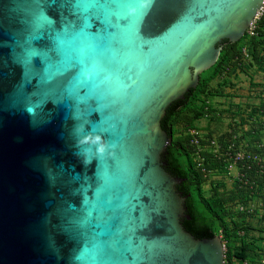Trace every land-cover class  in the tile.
<instances>
[{
  "label": "water",
  "instance_id": "95a60500",
  "mask_svg": "<svg viewBox=\"0 0 264 264\" xmlns=\"http://www.w3.org/2000/svg\"><path fill=\"white\" fill-rule=\"evenodd\" d=\"M262 3L0 0V264H223L160 123Z\"/></svg>",
  "mask_w": 264,
  "mask_h": 264
},
{
  "label": "trees",
  "instance_id": "16d2710c",
  "mask_svg": "<svg viewBox=\"0 0 264 264\" xmlns=\"http://www.w3.org/2000/svg\"><path fill=\"white\" fill-rule=\"evenodd\" d=\"M221 44L222 49L216 62L199 74L197 86L189 90L182 100H176L167 107L160 125L171 137V142L162 153L161 161L168 173L182 179V182L176 186V190L185 197V215L189 217V219L182 220L183 228L199 239L212 238L218 234L219 230H222L223 237L226 239L225 255L228 261L237 264L241 260H247L249 264H261L263 254L259 245L256 244L258 239L249 234V225L245 223L244 217L240 221H234L226 209L225 202L234 200L237 195L236 191L234 189L218 191L217 188L221 187L218 184L213 187L211 196H204L201 186L207 180V175L193 159L194 148L190 144V136L184 139L174 137V128L179 124L192 129L193 123L204 115L208 116L209 123L218 120V113L216 114L209 105H204L205 98L214 97L218 92L211 87L213 80L222 79V77L230 76L229 74L234 75L237 72L247 74L250 70H253L251 79L255 73L264 74V9L255 22L254 35L244 34L237 42L231 43L223 40ZM243 49L245 54L242 52ZM216 83L220 88L221 85L230 84L226 80L221 82L217 80ZM251 84L254 83L251 82ZM196 101L201 103L199 107L195 106ZM260 107L264 108V104ZM207 108L210 109L211 115L205 114ZM231 113L234 112L231 111ZM225 143L223 146L226 147L228 141ZM203 157L205 170L226 171L224 169L225 160L223 162L211 161L210 155L205 152H203ZM239 193L237 196L245 199L248 192L243 188ZM239 229L244 231L242 237L236 234Z\"/></svg>",
  "mask_w": 264,
  "mask_h": 264
},
{
  "label": "crops",
  "instance_id": "0c3cea01",
  "mask_svg": "<svg viewBox=\"0 0 264 264\" xmlns=\"http://www.w3.org/2000/svg\"><path fill=\"white\" fill-rule=\"evenodd\" d=\"M251 72H253V70H250L247 74H244L242 72H237L236 74H234V96L225 94L221 95V98H225L228 100V105H221V111H215L216 114L218 113L219 118L214 123L221 124V122L223 123V121H225L226 125L223 129L221 124L222 133H219L218 135L210 133L207 128H209V124L212 122L209 123L207 118H200L199 120H197L200 121V125L198 128H194L197 129L198 132H200L205 138L214 139L215 137H218L219 139L222 138L223 141H228L231 134L234 133V135L237 134L240 139H246L250 142L262 145L264 149V129H261L262 127H260L261 125L257 122L258 120L256 117V114L259 111L264 112V108L260 107L262 104H264V96L261 94L260 90L264 83V74L255 73L251 79ZM239 75L248 78L249 85H254V87H249V94H251L252 96H248L249 94L247 95L248 97H242V95H239L240 87L239 85H235V80L238 79ZM256 78L257 80H255ZM250 80L254 84H251ZM228 86H231L233 88L231 83L228 84ZM231 111H234V113H231ZM225 114H229L230 116L232 115L234 117L232 119H228V117L223 118ZM250 150H255V147H250ZM221 152L214 156L215 158H217V160L223 162L224 159L222 158ZM211 171H215L216 178L218 180H221V183H219L221 187L217 188L218 191H229L234 189L237 195L240 194L239 192L243 188H241L236 183V175L238 172L236 163H228V167L224 172H218L216 169ZM207 182H209V180H207L206 183ZM259 186L260 195L252 198V200L249 202L253 206V213L246 217L244 214H238L237 211L235 212V210L238 208V205L245 200L244 198H240L236 195V197L234 198V205L236 207L233 212H230V215L231 219L234 221H240V219L243 217L248 218L247 225H249V234L258 239V241L256 240L258 242H256V244L259 245L258 247L262 250V258H264V175L263 179L259 180Z\"/></svg>",
  "mask_w": 264,
  "mask_h": 264
},
{
  "label": "built area",
  "instance_id": "2783aa9c",
  "mask_svg": "<svg viewBox=\"0 0 264 264\" xmlns=\"http://www.w3.org/2000/svg\"><path fill=\"white\" fill-rule=\"evenodd\" d=\"M264 9V0L262 3V8L258 12L257 16L254 18L252 22L248 25L245 30V34L248 36H252L255 33V22L261 12ZM243 54H245V50H242ZM261 94L264 96V83L261 87ZM257 122L261 125V129H264V112L259 111L256 114ZM190 134V144L194 148L193 155L195 156V160L197 161V166L202 167L203 173L209 172V170H205L203 168L204 157L203 152L210 151L213 155L219 154V146L215 139L205 138L200 132H198L195 128L189 129ZM255 147V150H250V147ZM222 158L225 160L226 164L224 169L228 167V163H236L238 172L236 175V183L241 187L247 190V197L244 202L238 205V208L235 210L238 214H244L248 217L253 213V206L249 203L252 198L260 195V186L259 180L263 179L264 175V149L262 145L258 143L250 142L246 139H240L237 134H231L228 143L225 149L221 152ZM206 175V174H205ZM244 217L245 223H247V219ZM237 236L242 237L244 234L243 229H239L237 231ZM217 236L221 240V244L224 251V262L223 264H233V262L228 261L226 259V239L223 237L222 230L218 231ZM261 264H264V258L261 259ZM237 264H249L247 260H241Z\"/></svg>",
  "mask_w": 264,
  "mask_h": 264
},
{
  "label": "rangeland",
  "instance_id": "374dc122",
  "mask_svg": "<svg viewBox=\"0 0 264 264\" xmlns=\"http://www.w3.org/2000/svg\"><path fill=\"white\" fill-rule=\"evenodd\" d=\"M229 75L230 76H227V77L225 76V77H222V79H216V80H213L211 82V87L216 89L218 92L215 93L214 97L212 96L210 98H205L204 99L205 100L204 105H209L211 107V109H213V110L216 109L215 111H217V112L221 111V108H222V107H220L221 105H223V106L228 105V102H227L228 100L225 98H221V95L225 94V95L234 96V75H231V74H229ZM217 80L219 82H221L223 80L229 81L231 83V85L233 86V88L231 86H228V85L227 86L221 85L222 87L220 88L218 85H216ZM255 80H257V78ZM235 81H236L235 85H239V87H240L239 88L240 89L239 95H242V97L252 96L251 94H249V87L250 88L254 87V85H249L248 78H246L245 76L239 75L238 79H236ZM250 82H251V80H250ZM256 83H257V81H256ZM223 87H225V88H223ZM201 100H203V99L201 98ZM232 103H234V102H232ZM200 105H201V103L196 101L195 106L199 107ZM209 110L210 109L207 108V111L205 112V114L207 113L208 115H211V111H209ZM232 112H234V111H232ZM207 117H208L207 115H204L202 118L206 119ZM227 117H228V119L229 118L232 119L234 116H232V115L230 116L229 114H225L223 118H227ZM221 124H222V129H223L225 127L226 123H225V121H223V123L221 122ZM221 124L212 122L209 124V128H207V129L209 130L210 133L218 135L219 133H222ZM199 125H200V121H195L193 123L194 127L198 128ZM193 126H192V129L194 128ZM174 129H175L174 137H176V138H181V139L183 138L184 139L185 137L190 136V134H189L190 128H187L186 126L184 127L183 124L177 125ZM202 129H206V128H202ZM214 139L218 143L219 152L223 151L225 149V146H223L224 144H226L225 141H223L222 138L219 139L218 137H215ZM205 153L210 155L211 161H213V160L217 161V158H215L213 153H211L210 151H206ZM193 157H194L193 159L195 160L196 158L194 155H193ZM205 174L208 175L207 180H209V182L206 183V181H207L206 180L205 183L201 186V189H202L204 196L209 197V196H211L213 187H215V185H218L219 183H221V180L220 179L218 180L216 178L215 171L214 172L209 171V172H206ZM225 206H226L227 211H229V212H233L235 207H236L234 205V200L226 201Z\"/></svg>",
  "mask_w": 264,
  "mask_h": 264
}]
</instances>
